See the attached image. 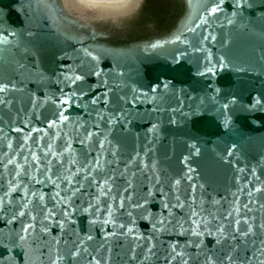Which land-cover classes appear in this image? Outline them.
Listing matches in <instances>:
<instances>
[{
  "label": "water",
  "instance_id": "95a60500",
  "mask_svg": "<svg viewBox=\"0 0 264 264\" xmlns=\"http://www.w3.org/2000/svg\"><path fill=\"white\" fill-rule=\"evenodd\" d=\"M0 264H264V0H0Z\"/></svg>",
  "mask_w": 264,
  "mask_h": 264
},
{
  "label": "snow or ice",
  "instance_id": "6c2138e0",
  "mask_svg": "<svg viewBox=\"0 0 264 264\" xmlns=\"http://www.w3.org/2000/svg\"><path fill=\"white\" fill-rule=\"evenodd\" d=\"M85 3L89 5H97V4H120V5H128L132 3V0H84Z\"/></svg>",
  "mask_w": 264,
  "mask_h": 264
}]
</instances>
